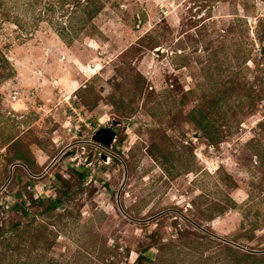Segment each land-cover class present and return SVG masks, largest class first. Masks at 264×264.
Listing matches in <instances>:
<instances>
[{"label":"rangeland","instance_id":"rangeland-1","mask_svg":"<svg viewBox=\"0 0 264 264\" xmlns=\"http://www.w3.org/2000/svg\"><path fill=\"white\" fill-rule=\"evenodd\" d=\"M0 264H264V0H0Z\"/></svg>","mask_w":264,"mask_h":264},{"label":"water","instance_id":"water-1","mask_svg":"<svg viewBox=\"0 0 264 264\" xmlns=\"http://www.w3.org/2000/svg\"><path fill=\"white\" fill-rule=\"evenodd\" d=\"M115 124V122H113ZM116 133L112 129L111 126H103L95 130V132L92 135L93 142L97 143L98 145L108 148L112 145L114 139H115ZM93 156V153H89L88 158L85 162V164H89L91 157ZM102 159H106V155L102 154Z\"/></svg>","mask_w":264,"mask_h":264},{"label":"trees","instance_id":"trees-1","mask_svg":"<svg viewBox=\"0 0 264 264\" xmlns=\"http://www.w3.org/2000/svg\"><path fill=\"white\" fill-rule=\"evenodd\" d=\"M205 118H206L205 115H201L199 125L201 128L204 129V131L209 133L207 126H206V123L204 122ZM207 138L212 140V136H210V133L208 134ZM85 175H86L85 172H81V174H80L81 179H83L85 177ZM55 204H56L55 201H50L48 204L45 205L44 208H45V210H51V209H53Z\"/></svg>","mask_w":264,"mask_h":264},{"label":"flooded vegetation","instance_id":"flooded-vegetation-1","mask_svg":"<svg viewBox=\"0 0 264 264\" xmlns=\"http://www.w3.org/2000/svg\"><path fill=\"white\" fill-rule=\"evenodd\" d=\"M118 125V123H113V122H110V123H108L106 126L108 127V126H111L112 127V129L113 130H115V128L114 127H116ZM101 156H102V154H101ZM102 158V157H101ZM103 160V159H102Z\"/></svg>","mask_w":264,"mask_h":264},{"label":"bare ground","instance_id":"bare-ground-1","mask_svg":"<svg viewBox=\"0 0 264 264\" xmlns=\"http://www.w3.org/2000/svg\"><path fill=\"white\" fill-rule=\"evenodd\" d=\"M156 51H158V50H156Z\"/></svg>","mask_w":264,"mask_h":264}]
</instances>
